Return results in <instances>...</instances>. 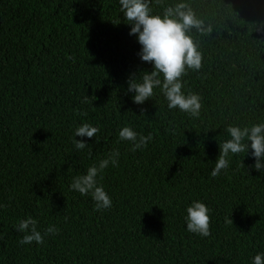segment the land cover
I'll return each mask as SVG.
<instances>
[{"label":"trees","instance_id":"trees-1","mask_svg":"<svg viewBox=\"0 0 264 264\" xmlns=\"http://www.w3.org/2000/svg\"><path fill=\"white\" fill-rule=\"evenodd\" d=\"M189 2L211 25L192 30L202 67L182 76L202 98L198 118L158 89L143 105L125 94L129 74L152 65L118 0H0V264H251L264 252V173L239 153L210 175L226 126L264 120V0ZM83 122L99 131L77 151ZM125 125L151 142L131 151ZM113 149L118 166L98 178L112 206L95 211L69 184ZM193 200L210 209L208 237L186 230ZM27 216L58 234L20 245Z\"/></svg>","mask_w":264,"mask_h":264},{"label":"clouds","instance_id":"clouds-1","mask_svg":"<svg viewBox=\"0 0 264 264\" xmlns=\"http://www.w3.org/2000/svg\"><path fill=\"white\" fill-rule=\"evenodd\" d=\"M160 11L151 7L153 0H118L119 11L129 24V35H135L140 49L138 56L142 62L152 65L151 72H141L138 76L129 74L126 80L125 94L131 93V100L136 105H143L158 89L167 101L169 110L178 109L191 118L201 115V96L197 93L183 90L182 76L187 70L199 71L202 67V52L199 42L193 38L192 30L201 35L211 32V25H205L198 17L189 0H172L164 3ZM82 103L88 102L85 96ZM143 113V110H142ZM99 131L98 126L83 122L75 127L71 137L74 149L77 151L89 146L85 138L94 137ZM228 138L219 143V155L210 175L217 177L222 170H227L230 157L239 153H247L254 163L251 167L264 173V120L249 124L230 123L224 129ZM75 137H80L77 140ZM118 140L131 144V151L142 150L151 142L152 136L137 132L132 126L125 125L118 131ZM249 149L251 152L249 153ZM120 152L113 149L105 158L87 167L83 174L72 177L69 188L81 196H90L94 202L95 211H103L112 206V200L99 183L100 174L111 165L119 164ZM241 166H243L241 161ZM5 205L0 204V208ZM184 221L186 230L201 237L210 235V209L201 201L193 200L185 209ZM22 233L18 241L20 245H37L44 243L45 237L55 236L59 229L51 225L43 233L37 229V220L32 216L20 219L14 226ZM251 264H264V252H257L251 257Z\"/></svg>","mask_w":264,"mask_h":264}]
</instances>
